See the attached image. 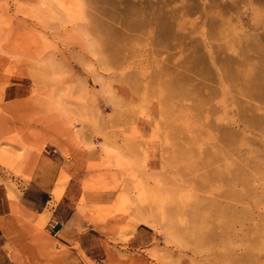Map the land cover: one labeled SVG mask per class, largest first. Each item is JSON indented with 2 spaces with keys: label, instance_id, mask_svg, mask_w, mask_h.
Masks as SVG:
<instances>
[{
  "label": "rangeland",
  "instance_id": "374dc122",
  "mask_svg": "<svg viewBox=\"0 0 264 264\" xmlns=\"http://www.w3.org/2000/svg\"><path fill=\"white\" fill-rule=\"evenodd\" d=\"M40 1L0 0V264H264V0Z\"/></svg>",
  "mask_w": 264,
  "mask_h": 264
},
{
  "label": "bare ground",
  "instance_id": "6f19581e",
  "mask_svg": "<svg viewBox=\"0 0 264 264\" xmlns=\"http://www.w3.org/2000/svg\"><path fill=\"white\" fill-rule=\"evenodd\" d=\"M73 0H70V4L68 5V7H64V4L62 3V0H41L40 1V8L43 9L45 12L51 13L54 6L61 8L64 12H65V16L70 19V20H75L76 18V14H75V8H74V2H72ZM131 25V23H130ZM231 63V62H230ZM232 65V64H231ZM227 65L225 68L231 72L233 75V77L237 76H241L240 74H237L236 72L233 73L232 71V66ZM45 67V65H44ZM47 69V68H46ZM228 72V74H229ZM230 75V74H229ZM49 105H51L52 107H57V109H60L61 112L63 111V105L61 106V100H59V97L57 95V92L54 89L51 90V95H49V99H48ZM64 112V111H63ZM0 158L5 160L8 163H13L14 159H12V157H9L3 150H0ZM134 160L132 159H126V158H122V157H118L116 159V165L118 166H127V167H132ZM135 189L137 191V201L141 202L146 195V191L145 189H143V182L142 180H138L137 184L135 185ZM129 198L127 196L126 193H120L118 195V199L116 200V208L117 211L123 212L125 211V207L126 204L129 203ZM144 202V201H143ZM137 203V202H136ZM141 206V205H140ZM138 212H140L138 210ZM138 214V213H137ZM142 216V215H141ZM44 221H42V219H39L37 222V225L39 226V228L43 227ZM220 235H216L214 232L209 231L208 233H206V242L207 243H212L216 240H221L222 238H220Z\"/></svg>",
  "mask_w": 264,
  "mask_h": 264
},
{
  "label": "crops",
  "instance_id": "0c3cea01",
  "mask_svg": "<svg viewBox=\"0 0 264 264\" xmlns=\"http://www.w3.org/2000/svg\"><path fill=\"white\" fill-rule=\"evenodd\" d=\"M65 199H66V195H64L63 197H62V199H61V201L59 202V203H63L64 201H65ZM0 207H1V204H0ZM53 211H55V210H53Z\"/></svg>",
  "mask_w": 264,
  "mask_h": 264
}]
</instances>
